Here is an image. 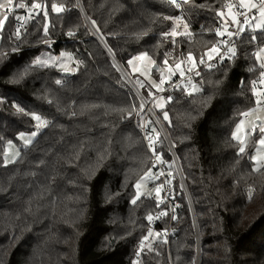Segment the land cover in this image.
<instances>
[{
	"label": "trees",
	"instance_id": "16d2710c",
	"mask_svg": "<svg viewBox=\"0 0 264 264\" xmlns=\"http://www.w3.org/2000/svg\"><path fill=\"white\" fill-rule=\"evenodd\" d=\"M80 2L128 70L140 53L160 67L189 53L197 63L209 57L221 37L218 12L225 10L226 0H189L181 8L171 0ZM14 3L25 5L13 10L17 13L33 3L41 9L20 40L11 35L9 13L1 30L0 264H134L136 259L138 264H264V162L254 171L257 136L242 154L233 136L238 122L249 119L243 114L257 104L263 68L256 54L264 46V32L245 27L235 57L204 69L202 93L175 92L157 111L185 185L173 165L171 144L163 132L158 137L151 132L157 122L149 115L144 134L137 112L142 103L89 26L79 0ZM53 4L64 11H53ZM180 15L191 35H166ZM46 51L71 53L76 70L66 76L56 66L35 65ZM148 94L143 91L146 99ZM30 114L50 123L41 127ZM37 126L36 138L24 146L19 135ZM149 135L179 203L172 222L166 214L156 226L148 217L165 213V204L150 196L132 203L136 184L156 169ZM11 140L19 144L20 155L5 166ZM151 231L161 233V239L141 251L137 246L151 240L144 239Z\"/></svg>",
	"mask_w": 264,
	"mask_h": 264
},
{
	"label": "rangeland",
	"instance_id": "374dc122",
	"mask_svg": "<svg viewBox=\"0 0 264 264\" xmlns=\"http://www.w3.org/2000/svg\"><path fill=\"white\" fill-rule=\"evenodd\" d=\"M237 3H240V0H236ZM248 0H245V3H247ZM253 2H255L257 5H258V2L256 0H253ZM58 7L60 5H57ZM20 8V7H19ZM64 8V7H63ZM39 9H41V7H39ZM245 9V8H243ZM13 10H18V7L17 5H15L14 3V0H13V6L11 9H5L4 11L7 13V19H8V13L13 11ZM22 10V9H20ZM46 9L43 8L42 12L45 13ZM16 12V11H15ZM223 12H225V16L222 17L223 18V26L221 28V31L224 30V26H225V23L229 20V22H233L232 20V16L229 15V9H225L223 10ZM231 13L232 14H235L234 13V10L231 8ZM46 17V24L48 23V15L45 16ZM228 18V20H227ZM7 19L4 21V25L7 21ZM259 22V14L258 12L256 13V20L255 22L253 23H250L251 25H255L256 23ZM186 22L181 20L179 23H177V19L175 20V28L177 30L178 33L180 32H184V31H187L189 32V27L187 29L184 28V24ZM187 24V23H186ZM229 23L227 22V25ZM3 25V27H4ZM249 25H245V27H248ZM3 29V28H2ZM0 29V38H1V30ZM249 29L252 30V31H257V30H253L252 27L249 26ZM172 32V31H171ZM99 37V36H98ZM100 38V37H99ZM102 41V40H101ZM103 42V41H102ZM261 49H264V46H262L258 52H260ZM257 52V53H258ZM143 54L145 53H140L136 56H134L130 61H132L131 64H129V68L128 70H126L125 67L124 70L117 65V67L119 68L123 78L125 79V81L127 82V84L130 86L131 90L137 95L136 91L133 89L132 85L130 84V81L128 79V75L129 77H135L136 75L138 76H141L146 82H148L151 86V90L148 94V100L150 99V101H152V88H156L158 91H161L162 90V87L164 85V83L170 79H172L173 77H175V75L177 73H179L180 71L183 70L184 68V64L187 63L188 61V58H186L185 60H176L175 58L172 60V62H168L167 65H163V66H159V69H154V66H155V63L154 60L152 59L151 56H149L147 54L146 57H143ZM211 55L214 54V53H210ZM262 55H264V53H262ZM137 57H143L142 59H137ZM37 59H40V60H43V61H47V65H53V66H56L58 67L59 69L65 71V69H68L67 71H72L74 72L76 70V63L77 61L74 59V57L72 56L71 53H68V52H62L60 54H54V53H51L49 51H46L44 52L43 54H41L39 57H37L35 59V61ZM260 65L262 63H264V60H260L258 59ZM177 64H180V69H177L176 68V65ZM154 69V70H153ZM159 70V72L157 71ZM153 71V72H152ZM263 71H264V68H263ZM170 73H174L172 75H170ZM161 80L164 81L163 84H161ZM157 85H160V87H157ZM262 85V84H261ZM146 91V90H144ZM255 93L257 95V99H260L262 101H264V85H262L261 88H257L255 90ZM137 97L139 98V100L141 101L140 97L137 95ZM167 102H168V98L166 97H160L156 100V102H154L152 104V107L154 109V112L157 114L158 116V113L157 111L158 110H161V109H164L165 106L167 105ZM142 103V101H141ZM158 104H163V108H160L158 107L157 105ZM143 105V110L141 108H138L137 109V112L139 110L138 113H140L139 115V120H140V127H141V123L144 122V120L146 119L145 116H146V109L144 107V104L142 103ZM141 107V106H140ZM253 109H256V111H252ZM246 113H250L249 115V119H245L244 117L238 122V124L236 125L235 129H234V133H236V135H239L241 136V139L243 140V146L245 147V149L247 148L248 144L251 142V139L253 136H257V139H256V146H255V150H254V156L253 157H257L256 160L253 159L254 161V168H256L257 166H260V168H262L263 166V162L262 160H260L258 157L261 155V153H264V146H261V153H258L256 151L258 145H257V141L259 140V138L261 137V135H264V134H261L258 129L260 127V122L259 120L260 119H264V103H261V104H256L255 107H253L252 109H250L249 111H247ZM149 116H151L153 118L154 121H156V119L151 115L150 111L148 112ZM154 115V113H153ZM159 117V116H158ZM164 117V116H163ZM160 119V118H159ZM161 120V119H160ZM150 121H152V119H150ZM157 122V121H156ZM243 122V123H241ZM39 124V122H38ZM37 124V125H38ZM164 125V124H163ZM240 127V132L237 133V127ZM152 127H155L156 128V131L158 133H162V128L160 127V125L158 124L157 122V126L156 125H153ZM255 127L257 130L255 132H252V128ZM39 127L37 126V129ZM37 129L33 132H37ZM164 129H165V132L167 133V129L164 125ZM33 132H23L21 134H23L24 137H30L32 135ZM39 132V131H38ZM37 132V134H38ZM21 134L19 135V140L23 143L24 146H28L30 145L33 140L36 138L37 135H35L33 138H32V142L28 145H25V142L23 139H21ZM163 134V133H162ZM238 141V140H237ZM240 143V145L242 146L241 142L238 141ZM16 151H19L20 153V147H19V144L16 142V141H8L6 146H5V155H4V160H5V157H11L13 155L14 152ZM19 157V156H18ZM18 157L15 159V161L18 159ZM14 161V162H15ZM13 163V162H12ZM10 164V163H8ZM173 165L174 167L176 168V170L178 171L177 169V165H176V162L174 160L173 162ZM180 165V164H179ZM179 173V171H178ZM180 175V173H179ZM181 176V175H180ZM145 177V175L143 176ZM142 177V178H143ZM142 178L139 180L138 183H140V188L137 189L136 188V198L139 194V197H143V196H150L148 193H150V188H149V185H148V179H143ZM159 213V212H157ZM152 233V236H149L148 237H151V240L149 242L146 243L145 246H142L144 247L145 249L148 248V245H151V247L153 246V244L155 243V241L161 239V236L160 237H157L155 234L158 233V231H151ZM161 234V233H160ZM143 243V242H142ZM141 243V244H142ZM143 248V249H144ZM134 264H138V259L135 260V263Z\"/></svg>",
	"mask_w": 264,
	"mask_h": 264
},
{
	"label": "built area",
	"instance_id": "2783aa9c",
	"mask_svg": "<svg viewBox=\"0 0 264 264\" xmlns=\"http://www.w3.org/2000/svg\"><path fill=\"white\" fill-rule=\"evenodd\" d=\"M260 4V0H257ZM232 5V9L234 10V13L237 17V20L240 22L239 26H245L244 25V16L240 15L241 12L247 13L248 18L250 20V23L255 22V19L253 20L252 17L255 16L256 17V13L257 11L254 9L251 12H248L247 9H243V8H239V4L236 2H233L231 0H226L225 5H224V9H227L228 7H226V5ZM258 4V6H259ZM181 8V7H180ZM40 12L39 8H33L30 7V9L26 12H14L11 11L9 12L10 16L14 19L13 22V26H12V30H11V35L18 41L22 38L23 35L27 34L30 28V23L32 21V19L38 15V13ZM179 17H182V20H184V16L180 15ZM228 31H232L235 32L237 31L238 25L235 22H229L228 21ZM17 29L20 30V36L19 38H17L16 36V31ZM244 33V32H243ZM242 33V35H243ZM241 36H233L231 38L227 37L226 35L224 37H220L219 40L216 43V46L219 48V55L217 54H212L211 58L207 57L206 59H204L203 63L200 62H196L195 60H188L187 63H185L184 68H183V72L184 75L181 76L180 73L176 74L175 77H173L172 79L166 81L162 87L161 91H158L157 89L152 88V101L148 100L145 98V96L143 95V91L147 90L150 92L151 90V86L148 82H146L141 76L136 75L135 77H129V81L130 83L135 87V89L138 91V96L140 97L142 103L144 104V107L146 109V116H145V120L143 123H141V128L144 132V134L146 135V127H147V114L150 111L151 115L156 119V121L158 122V124L160 125V127L162 128V132L163 134L166 136V138L168 139V142L170 143V139L168 136V133L165 132L164 129V125L162 123V121L159 119V117L157 116V114L154 112V109L152 107V104L154 102H156V100L160 97H169L171 95H173L175 92H179V91H184V92H188L191 90V88H185L184 85H187L189 83V78H191V82L192 84H195L197 87H199L200 91L197 94L202 93L203 91V86L201 84V82H199V78L201 77L204 69H208V68H214L216 67L219 63H221L224 60H227V56L231 55V53H228V48L230 47H235V49L237 50L238 47V41L239 38L242 37ZM228 41L227 44L222 43V41ZM225 53H227V55H225ZM236 54V53H235ZM224 56V59L221 60L220 57ZM234 56H232V58H234ZM193 64L195 65L193 67ZM209 65H211V67H209ZM196 72H199V75H196ZM139 81V82H138ZM143 83V87L141 86V83ZM132 86V87H133ZM154 113V115H153ZM246 118H248V116H246ZM47 121V120H46ZM155 121V122H156ZM50 122L48 121V123L46 125H44V127H46ZM171 144V143H170ZM154 145V144H153ZM148 147H149V143H148ZM154 147V146H153ZM171 153L173 154L174 158H175V162L177 165V169L182 177L181 174V169H180V165L177 159V156L175 154L174 148L171 144ZM153 160L155 163V167L156 169L153 171L152 175L153 177H158V179L156 178H151L148 181V185L150 188V197L155 200L158 201L161 205L165 204V210L164 212L167 213L170 217H171V222L173 220V217L175 215V211L179 206L178 200H176L174 198V188H173V184H172V178H171V174L169 173V171L166 169L165 164L163 162H157V157L156 155L153 153ZM163 172L164 175H160V173ZM171 180V184H168L167 181ZM161 185H163V187H161L160 193H159V197H157L156 192L154 191V189L156 187H160ZM186 188V187H185ZM161 213H163V210L159 213H155L151 219V224L156 226L161 219ZM170 222V226L166 231V237L167 240L169 241V239L172 236V224ZM145 246V245H144ZM138 249H142V245L137 246ZM144 248V247H143Z\"/></svg>",
	"mask_w": 264,
	"mask_h": 264
},
{
	"label": "snow or ice",
	"instance_id": "6c2138e0",
	"mask_svg": "<svg viewBox=\"0 0 264 264\" xmlns=\"http://www.w3.org/2000/svg\"><path fill=\"white\" fill-rule=\"evenodd\" d=\"M171 3H173L177 8H180V7H181V3H183V4H187V3H189V0H180V2H177V0H171ZM12 6H13V0H0V29L3 28L4 21L7 19V13H6L4 10H5V9H11ZM17 7L23 8V7H25V5H24V4H18ZM32 7L35 9V8H39L40 5H38V4H36V3H33V6H32ZM226 7H228V9H229V15L232 16V20H233V22H235V23L238 25L237 31H235V32L228 31V25H227V22H226V23H225V26H224V30L221 31V30L217 29V30H216V34L219 35V36H221V37H224V36L226 35V36L229 37V38H231V37H233V36H237V37H238V36H241L242 33L245 31V28H244L243 26H239V23H240V22L237 20L236 15L231 13L232 5L229 4V5H226ZM238 7H239V8H245V9L248 10V12H251L252 10L255 9V10L258 12V14H259V22L256 23L254 26L250 24V20H249V18H248L247 13L241 12L240 15L244 16V25H249L250 27L253 28V30H260V31L264 32V0H260V4H259V6H258L255 2H253V0H248L247 3H245V0H240V3H239V6H238ZM52 8H53V11L58 12V13L64 11V8H63L62 6H59V7H58V6L55 5V4L52 5ZM44 14H45V16H47V12H46V11H45ZM218 15H219L220 17H224V16H225V12L220 11V12H218ZM255 18H256L255 16L252 17L253 20H254ZM176 19H177V23H179V22L182 20V17H177ZM93 24H95V21H93ZM184 28H185V29L188 28V25H187L186 23L184 24ZM44 31H45V33H47V31H48L47 26H45ZM73 34H74V33H72V32H69V33H68V35H73ZM145 34H146V33H145ZM166 35H171L172 37H176L177 35L190 36L191 34H190L189 32H187V31H184V32H180V33H178L177 30H176V28L174 27V28L172 29V32L169 33V34H166ZM16 36H17V38H19V36H20V30H19V29H17V31H16ZM252 39L255 40V37L253 36ZM222 43L227 44L228 41L225 40V41H222ZM209 53H215V54L219 55V48H218L217 46L214 45V46L209 50ZM209 53H205V55H209ZM228 53H231V55H228L227 58H228V59H232V56H234L235 53H236V49H235V47L233 46V47L228 48ZM262 53H264V49H261L260 52H258V53L256 54L257 59L264 60V55H262ZM225 55H227V53H225ZM146 56H147V53L143 54V57H146ZM143 57H137V59H142ZM209 58H211V55H209ZM188 59H189L190 61L193 60V57H192V54H191V53L188 54ZM220 59L223 60V59H224V56L222 55V56L220 57ZM203 62H204V59H203V56H202V57L200 58V63H203ZM128 63L131 64L132 61H129ZM153 63H154V62H153ZM163 63H164L165 65H167L168 62H167V60H164ZM34 64H35V65H39V66H41V67H44V66H47V61H43V60L37 59L36 61H34ZM194 66H195V65L193 64V67H194ZM209 67H211V65H209ZM176 68H177V69H180V64H177V65H176ZM261 68H264V63L261 64ZM67 70H68V69H65V71H67ZM26 74H27L26 71L23 72V73H20V75H19V79H23V77H24ZM172 74H174V73H170V75H172ZM180 75L183 76V75H184V72H183V71H180ZM196 75H199V72H196ZM260 77H261V81H260V82H261L262 85H264V71H262V72L260 73ZM17 82H18V81H17ZM138 82H139V81H138ZM55 83H56V84H61L62 82H61L60 80H57ZM140 83H141V86L143 87V83H142V82H140ZM163 83H164V81L161 80V84H163ZM157 87H160V85H157ZM184 87H185V88H191V90L187 92V95H189V96L193 95L194 93H198V92L200 91L199 87H197L195 84H192V82H191V78H189V83H188L187 85H184ZM171 100H172V97L169 96V97H168V101L170 102ZM256 103L259 105V104H261V103H264V101H262V100H260V99H257ZM157 106L160 107V108H163V104H158ZM141 109H143V105H141ZM17 111L20 112V113L28 114V113H25V110H24L23 108L18 107V106H17ZM252 111H256V109H253ZM30 115H33V118H34L36 121L39 122V125H40L41 127L44 126V125H46V124L48 123V121H46V120H42L40 116H37V115H35V114H30ZM129 115H131V113H130ZM243 115L247 116V115H250V113H244ZM163 116H164V119H165L166 121H169V123H171L170 120H169V117H168V113H167V112H164V113H163ZM259 122H260V127H259L258 131H259L261 134H264V119H260ZM241 123H243V122H241ZM148 124L151 125L152 122H151V121H148ZM256 130H257V129H256L255 127H253L251 131H252V132H255ZM38 131H39V128L37 129V132H38ZM37 132H33L32 135H31L30 137H24L23 134H21V139L24 140L25 145H28V144H30V143L32 142V138H33L35 135H37ZM151 132L156 133L157 137L159 136V133L156 131V128H155V127H151ZM238 132H240V127H239V126L237 127V133H238ZM233 136H234V139L240 141L241 144H242V146H241L240 149H239V152H240L241 154L244 153V152H245V147L243 146V143H244V142H243V140L241 139V136L236 135V133H234ZM146 139L148 140L149 148L153 151V153H154V154L156 155V157H157V162H160V159H161L160 154L155 153V148L153 147V144H154L153 137H152L151 135H149V136L146 137ZM257 145H258V147H257L256 151H257L258 153H261V146H264V135H261V137H260L259 140L257 141ZM19 155H20L19 151H16V152L13 153V155H12L10 158L6 156V157H5V161H4V165L7 166L8 163H12V162H14L15 159H16ZM258 158H259L260 160L264 161V153H261V155H260ZM253 159L256 160L257 157H253ZM260 170H261L260 166H257L256 168H254V171H260ZM160 175L162 176V175H164V173L161 172ZM151 178H156V179H158V177H153V175H152V173H151V170H149V172L145 174V177H143L142 180H143V179H151ZM167 183H168V184H171V180H168ZM140 186H141L140 183H137V184H136V188H137V189H139ZM161 187H163V185H161L160 187H156V188L154 189V191H155L156 194H157V197H159V193H160ZM148 194L151 195V193H148ZM250 197H251V190H250ZM139 198H140V197H139V194H138L137 198L134 199V200L132 201V203L135 204V203H136V200L139 199ZM166 214H167V213H161V215H166ZM174 218H175V217H174ZM148 219L151 220L152 217L149 216ZM151 235H152V233L150 232V233H149V236H151ZM155 235H156L157 237H160V236H161L160 233H156ZM144 239L147 240V239H148V236H145ZM148 248H149V250H151V245H148ZM142 250H143V247H142L141 251H142Z\"/></svg>",
	"mask_w": 264,
	"mask_h": 264
},
{
	"label": "water",
	"instance_id": "95a60500",
	"mask_svg": "<svg viewBox=\"0 0 264 264\" xmlns=\"http://www.w3.org/2000/svg\"><path fill=\"white\" fill-rule=\"evenodd\" d=\"M79 4H80V7H81V10H82V12H83V14H84V16H85V18H86V20H87V22H88V16H87V14H86V12H85V10H84V8H83V6H82V4H81V2H80V0H79ZM90 20V19H89ZM88 24H89V26L91 27V25H90V23L88 22ZM91 29L93 30V28L91 27ZM93 32H94V30H93ZM95 33V32H94ZM95 35L97 36V38L101 41V39L98 37V35L95 33ZM105 42V41H104ZM101 43L105 46V48H106V50L111 54V56L114 58V60H115V62H116V64L120 67V63L117 61V59L114 57V55H113V53L110 51V49L107 47V45H106V43H103L102 41H101ZM121 68V67H120ZM154 69H159V65H155L154 66ZM122 70V69H121ZM64 75H71L72 73L70 72V71H65L64 73H63ZM131 84V83H130ZM132 85V84H131ZM133 86V85H132ZM133 89L136 91V93L138 94V91L135 89V87L133 86ZM180 169H181V167H180ZM181 174H182V177H183V181H184V184H185V180H184V176H183V173H182V170H181ZM186 185V184H185ZM187 189V188H186ZM189 195V194H188Z\"/></svg>",
	"mask_w": 264,
	"mask_h": 264
},
{
	"label": "bare ground",
	"instance_id": "6f19581e",
	"mask_svg": "<svg viewBox=\"0 0 264 264\" xmlns=\"http://www.w3.org/2000/svg\"><path fill=\"white\" fill-rule=\"evenodd\" d=\"M231 1H233V0H231ZM257 1V0H256ZM233 2H235V1H233ZM258 2V1H257ZM237 3V2H236ZM239 4V3H238ZM258 4H259V2H258ZM256 20V19H255ZM88 22L90 23V25H91V27L93 28V30H94V32L100 37V39L102 38L101 36H100V34H99V32H98V30L94 27V25L92 24V22H91V20H89L88 19ZM102 41H103V39H101ZM103 43H105L104 41H103ZM120 67H121V69H123L124 70V68L120 65ZM128 78H129V76H128Z\"/></svg>",
	"mask_w": 264,
	"mask_h": 264
},
{
	"label": "crops",
	"instance_id": "0c3cea01",
	"mask_svg": "<svg viewBox=\"0 0 264 264\" xmlns=\"http://www.w3.org/2000/svg\"><path fill=\"white\" fill-rule=\"evenodd\" d=\"M227 20H228V18H227ZM228 21H229V20H228ZM228 21H227V22H228ZM70 71H71V70H70ZM179 73H180V72H179ZM177 74H178V73H177Z\"/></svg>",
	"mask_w": 264,
	"mask_h": 264
},
{
	"label": "clouds",
	"instance_id": "9594fccd",
	"mask_svg": "<svg viewBox=\"0 0 264 264\" xmlns=\"http://www.w3.org/2000/svg\"><path fill=\"white\" fill-rule=\"evenodd\" d=\"M129 76V75H128Z\"/></svg>",
	"mask_w": 264,
	"mask_h": 264
}]
</instances>
